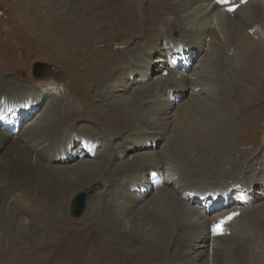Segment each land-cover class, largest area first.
I'll return each mask as SVG.
<instances>
[{
    "label": "bare ground",
    "instance_id": "bare-ground-1",
    "mask_svg": "<svg viewBox=\"0 0 264 264\" xmlns=\"http://www.w3.org/2000/svg\"><path fill=\"white\" fill-rule=\"evenodd\" d=\"M170 1L172 9L162 15L179 27L177 40L168 34L162 39L164 25L156 24L158 28L151 30L153 38L147 36L142 41L148 29L132 26L125 41L118 30L107 41L109 46L113 43L122 49L101 52L89 26L73 23L57 31L63 41L56 50L58 57L76 66L78 61L84 68L82 76L97 84L95 92L100 98L106 95L111 110L106 116L101 111L103 105L95 111L79 103L75 105L80 110L71 111L65 106L62 110L48 106L25 125L20 142L8 145L6 165H13L11 168L24 172L27 178L9 184L11 181L0 175V242L4 241L0 264H42L46 254L60 257L80 245H92L95 264H264L263 257L252 252L256 242L264 243L262 229L255 232L257 237L252 232L240 235L234 229L238 221L244 225L252 219L253 224H259L264 194L257 196L260 193L256 192L254 198L250 191L264 188V163L253 161L249 176L245 173L250 185L237 193H232L235 187L229 186L231 181L219 177L223 176L222 163L226 165L234 154L231 141L246 128L255 130L251 118L260 109V102L252 99L248 107L238 102L234 106L232 98L238 101L254 93V88L242 81L260 83L255 89H264V0ZM176 57L180 66L173 64ZM135 65L144 69L142 75L150 82L138 89L117 76L129 74L133 71L130 66L135 69ZM47 68L42 78L49 74ZM138 90L144 96L137 95ZM38 97L32 103L14 102L16 119L37 106ZM93 112L106 132H137L131 141L136 140L138 146L129 141L120 153L114 152L116 159L125 158L122 161L111 163L105 157L109 147L97 153L103 159L97 158V133L81 131L75 136L80 144L71 138L74 133H67V126ZM67 145L75 148L73 155L57 151L49 158L53 149L60 146L62 150ZM136 150L142 152L134 153ZM217 150L232 154L220 156L213 153ZM0 163L6 167L4 159ZM196 165L204 168L197 172L195 191L187 189L185 194L181 188L191 187L190 176L199 170L191 168ZM120 173L112 184L114 189L102 195L108 185L103 176ZM216 180L220 182L214 184ZM31 190L38 197L32 202ZM51 192L62 200L68 193L71 197L76 194L71 208L79 195L87 193L89 198L95 194L92 211L81 229L73 225L67 228L66 220L53 225L45 219L42 211L48 208L43 205ZM22 194L28 199L24 206L17 205L23 202ZM104 203L111 211L102 216ZM112 217L111 225L105 227L107 232H100V223ZM62 235L69 241L59 243Z\"/></svg>",
    "mask_w": 264,
    "mask_h": 264
},
{
    "label": "rangeland",
    "instance_id": "rangeland-1",
    "mask_svg": "<svg viewBox=\"0 0 264 264\" xmlns=\"http://www.w3.org/2000/svg\"><path fill=\"white\" fill-rule=\"evenodd\" d=\"M170 4V0H0V162L1 158L4 159V165L6 166L1 167L0 163V175L2 176V179L5 181L9 180L11 181L9 184H13L14 182H18L17 180L20 178H27L26 175L24 176V172H17L15 169L11 168L13 165H6L7 163L5 161L9 159L8 157L10 154L9 151H7L8 145L16 140L17 142H20L19 136L25 128V125L35 119L34 117H36L38 113L41 114L42 111L46 110L48 106H51V108L57 107V109L61 108V110L65 106L66 110L71 111L70 108L80 110V106L75 105L76 103H79V105H86L91 111H95V107L99 108L98 105H103L105 107H102L101 111H103L106 116H108L107 110H111V106L107 104L108 100L104 99L106 95L102 98L101 94L100 98V94L95 92L97 84H90L87 82V78L82 76L81 71L84 70V68L81 67L82 65L77 61L76 66V63L72 61L67 62L58 57L56 50L59 49L58 46L60 44H63V41L61 39L62 35L57 34V31H60V29H64L66 25H71L73 23L75 26L76 24L81 27L89 26L91 28L90 30L92 36L97 37L95 47L101 52H108L111 49L118 50L119 47L121 48L122 46H116L113 45V43H110L109 46L107 41L114 38V33L117 30L119 31L117 34H119L120 38L125 41L126 38L128 39V35L131 31L130 27L132 26H136V28L148 29V32L144 31V36L146 37L141 38L142 41L146 39L147 36L149 38H153V35L151 34L154 32H151V30H156V28H158L161 24L164 25V34H161L160 37L163 39L164 35L168 34L170 37L177 40L179 39L180 33L179 27L174 25L175 22L170 21V23L167 15H162V12L172 9L173 6ZM156 24H158V27H156ZM22 26H25V28ZM166 26L168 28H166ZM95 28H97V32H95ZM10 30H12V33ZM176 34L177 36H175ZM102 35L105 36V39ZM98 36L101 38H98ZM114 40L119 43L121 42V40ZM182 58L185 57L183 56ZM39 63L45 65V68L48 67L45 70L46 72L49 71V74L46 75L47 77L45 76L41 79L35 77L34 68ZM137 65H135V69L130 66L133 71L129 74L126 73L123 75L118 72L119 75H117L118 78L123 79L126 83L132 84L133 89H138L139 86L150 83L147 80L148 78H144L142 75V71H144V69L142 67H138ZM84 73L86 75V72ZM49 81H53L51 82L52 84L49 85ZM241 83L247 87L254 88V93L250 96L244 95L238 101L235 97H233V104L235 106L237 105L236 102H238L243 106L248 107L249 101L252 99L260 102V109L255 110L254 112H256V116L252 115L253 117L251 118V122L253 123L251 128L255 130L246 128L243 130L240 137H235V139L231 141L234 154H232L229 150L228 152L221 150L213 152L214 154L220 156H225L229 153L232 154V157L227 160L226 165L222 163L223 176H219L220 178L223 177L224 181H231L229 186L231 188L233 186L235 187V189L232 190V193L243 191V189L249 187L250 182L249 179L246 180V174L248 173L249 176L251 173L250 166L253 165V161H255V164L264 163V89H255V85H260V83L252 82L251 84L244 81ZM98 84L100 85V83ZM133 89L130 90L129 93H131ZM129 93L127 95H129ZM138 94L144 96L143 91L139 93L138 90L137 95ZM36 96H39L38 98H40V103L33 107L28 113L23 114L22 119H16L14 111L15 106H13L14 102L29 101L32 103V99ZM62 99L64 103L61 101ZM247 114L248 113H245V115ZM94 117L95 113L93 112V114L77 119L72 125L73 127L67 126V133H74L71 135L73 141L75 140L74 142H78V139L75 136L77 134H81V131H91L94 135L97 133L96 135H98L99 144L95 147V153L98 159H103L101 153H97L101 152L106 147H109V149L107 150L105 157L107 156L111 163L125 159H116L113 156L114 152L118 151L117 153H120L122 149L128 147L129 141L137 137V132L132 135L129 134L130 131H120L115 133L106 132V130L100 126V123H98V121L96 122ZM242 117L243 114L240 118ZM76 128H81V130H77ZM82 135L85 136L86 134ZM239 140L240 143H238ZM161 142L162 144L166 143L165 139ZM80 143L81 142L79 141L78 144ZM116 143H120L121 146L118 147L120 144L117 145ZM250 143H254L255 146L250 147V145H248ZM132 144H134V146H138L136 140H134ZM58 147V150L53 149L52 155L49 158L56 156L58 153L57 151H59L62 155H73V153L76 152L75 148L70 145H67L66 148L62 150L60 149V146ZM141 152L142 151L140 150L134 151V153ZM91 155L93 157L94 153ZM112 166L114 167V165ZM195 168H198L199 170H194ZM202 168L204 167L201 165H196L191 168V170L196 171V173L190 176V179H192L190 181L191 187L181 188L185 194L189 191H195L194 189L199 181V173L197 172H199ZM189 169L190 168L187 170ZM120 176H122V173L111 177H108L107 174L103 176L108 185L102 190V195L105 194L107 196L106 191L109 189L112 191V189H114L112 188V184L114 181L116 182ZM240 176H242L244 180ZM220 180L224 182L222 179ZM219 182L216 180L214 181V184ZM92 185L94 184L89 186ZM96 187L97 186L90 190H94ZM187 189L190 190L188 191ZM254 190L255 191L253 192L250 191V194H252L254 198L256 197V192L260 193L257 194V196L264 194V188L260 186ZM51 193V197L48 198V200L46 199L44 201L45 205H43L48 208V210L42 211H45V219L50 221V223L52 222L53 225L66 220L68 222L67 228L73 225L74 229H81L82 224L87 222L86 218L88 217V213L92 211L91 205L93 198H95V194L87 198L86 207L82 216L80 218H75L71 213L70 203H72L76 194L72 195L73 198L70 196V193L66 194L67 197L62 196L65 197V201L59 199L61 196L58 197L53 192ZM20 196L22 197L23 202L17 205L24 206L26 200L28 199L25 198L26 194H22ZM70 197L72 199L68 200ZM30 199L31 202L38 199L37 195L33 193L32 190L30 192ZM244 200L245 199H243V201ZM252 202H254V200H252L249 204ZM105 206L106 204L104 203V206H102V216H105L106 213L111 211V209L106 210L108 206ZM253 207L254 206L250 207L248 210L253 209ZM248 210L246 209V211ZM49 212H52L54 217L53 215L47 216ZM29 214H26V216H31ZM113 219V217L108 219V222L106 223V220L102 221L100 223V226L102 227L100 232H107L106 228L111 225ZM251 220L252 219H250V222L247 223L249 228L247 227V224L242 225L238 221L236 222L237 224H234V226L237 225L234 229L237 230L236 232L240 235H247L252 232L254 233L253 235L256 236L257 234L255 232L261 231V229V232L264 234V213L258 216V220L256 218L259 224H253ZM239 227L241 229H239ZM232 240L234 243H237L236 241H238L236 238H233ZM60 241L68 242L69 239L62 235V240H59V243ZM3 243L4 241L0 242V246ZM241 243L245 244V242ZM254 246L253 247L255 249L253 248L252 252L254 251V254L258 253V256H262L264 259V243L256 242ZM45 257V262H42V264L96 263L92 245L76 246L75 248L64 252V254L60 257L55 254H46ZM235 262H237V256L235 258Z\"/></svg>",
    "mask_w": 264,
    "mask_h": 264
},
{
    "label": "water",
    "instance_id": "water-1",
    "mask_svg": "<svg viewBox=\"0 0 264 264\" xmlns=\"http://www.w3.org/2000/svg\"><path fill=\"white\" fill-rule=\"evenodd\" d=\"M44 69H45V65H42L40 63L37 64L34 68L35 77L38 79L42 78ZM87 197H88V194L83 193L75 199L72 205V208H71V213L75 218H80L82 216L84 209L86 207Z\"/></svg>",
    "mask_w": 264,
    "mask_h": 264
},
{
    "label": "snow or ice",
    "instance_id": "snow-or-ice-1",
    "mask_svg": "<svg viewBox=\"0 0 264 264\" xmlns=\"http://www.w3.org/2000/svg\"><path fill=\"white\" fill-rule=\"evenodd\" d=\"M224 2H226V0H224ZM231 10V9H230Z\"/></svg>",
    "mask_w": 264,
    "mask_h": 264
}]
</instances>
